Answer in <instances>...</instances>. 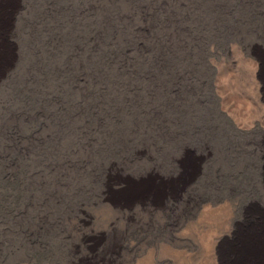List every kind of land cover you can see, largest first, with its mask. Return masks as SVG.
Returning a JSON list of instances; mask_svg holds the SVG:
<instances>
[{
    "label": "rangeland",
    "instance_id": "rangeland-1",
    "mask_svg": "<svg viewBox=\"0 0 264 264\" xmlns=\"http://www.w3.org/2000/svg\"><path fill=\"white\" fill-rule=\"evenodd\" d=\"M45 196L47 252L1 223L0 264L105 230L116 264H264V0H0V214Z\"/></svg>",
    "mask_w": 264,
    "mask_h": 264
},
{
    "label": "bare ground",
    "instance_id": "bare-ground-1",
    "mask_svg": "<svg viewBox=\"0 0 264 264\" xmlns=\"http://www.w3.org/2000/svg\"><path fill=\"white\" fill-rule=\"evenodd\" d=\"M82 166H84L83 163L80 164V167ZM109 177L110 175H108L107 178L105 179L107 182H108ZM107 182L106 183L103 182L100 196L102 198L107 197L111 199L110 195L113 196L117 192H120L121 188H117L118 186L115 184L108 186ZM49 201H50V197L45 196L44 202L42 201L43 202V212L39 215H36L37 219L35 223L31 222L27 226L24 225L25 224L24 222L27 220V213H26V210L22 208V206L19 207V204H18V206L14 208L13 210L11 208L8 209L7 206H3V211H1L0 216L5 214L6 217L4 218L2 216V219L0 220V224L6 223L7 232H4V233L2 232L3 235L1 236V238L4 239V241L7 239L6 241L10 245L13 242V237L14 238L19 237L21 239L19 241L20 249H22L24 245H28V247L32 248L30 249V251L34 250L33 253L37 255L41 253L44 254L45 252H47V249L49 248V242L45 240V237H49L53 231H56V228H57L56 225L58 224L57 221L56 223L54 222L50 223L49 222L50 212L49 211H46V213L44 212L46 209H48L45 206V204L46 203L48 204ZM56 202L57 204H59L61 200L58 198ZM32 228L38 229V234H35V237H34V231L32 230ZM108 232L109 231L105 230L102 232L86 234L85 240H84V246H86V248H84L83 246L82 249H85V251L83 252H81L79 248L80 244L79 245L74 244L73 247H71L72 250L69 248V246L67 247V245H63L61 247L63 249H61L59 254L57 253L58 256L57 257L54 256L55 259L53 261V264H116L117 253L115 251V248L117 247V245L113 238L111 241L107 240V237H109ZM69 239L70 238L66 235L63 237V241L65 243ZM2 241L3 240L0 239V246L3 245ZM82 241H83V237H82ZM15 252L17 253V248H15L14 246H10L9 253L15 254Z\"/></svg>",
    "mask_w": 264,
    "mask_h": 264
}]
</instances>
